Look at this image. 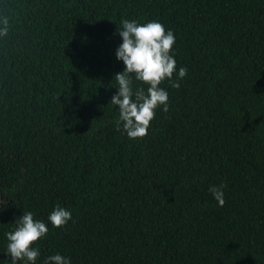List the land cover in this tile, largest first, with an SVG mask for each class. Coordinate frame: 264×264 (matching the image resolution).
<instances>
[{
  "label": "trees",
  "instance_id": "1",
  "mask_svg": "<svg viewBox=\"0 0 264 264\" xmlns=\"http://www.w3.org/2000/svg\"><path fill=\"white\" fill-rule=\"evenodd\" d=\"M3 17L0 264L26 211L48 225L36 264H264V0H0ZM122 18L171 30L187 68L139 139L110 102Z\"/></svg>",
  "mask_w": 264,
  "mask_h": 264
},
{
  "label": "clouds",
  "instance_id": "2",
  "mask_svg": "<svg viewBox=\"0 0 264 264\" xmlns=\"http://www.w3.org/2000/svg\"><path fill=\"white\" fill-rule=\"evenodd\" d=\"M117 34L121 43L115 50V57L123 63V71L114 74L116 93L110 102L117 107L118 118L115 121L117 131L126 133L129 139L143 138L148 134L151 121L155 118L156 109L168 111V93L159 85L166 79L171 87L179 88V80L187 74L186 67H180L177 73L176 60L172 55L175 36L156 20L138 23L136 20L122 18ZM9 32V19L0 18V37ZM174 74L176 80H173ZM147 87H136L133 81ZM226 184L211 186L209 192L219 206L225 203ZM70 210L56 204L47 220L54 228H62L71 219ZM48 234V225L42 220L33 218L30 211L14 221V227L5 233L7 239L6 255L10 264H36L40 256L38 248L33 245ZM43 264H71L70 260L57 253L48 256Z\"/></svg>",
  "mask_w": 264,
  "mask_h": 264
}]
</instances>
